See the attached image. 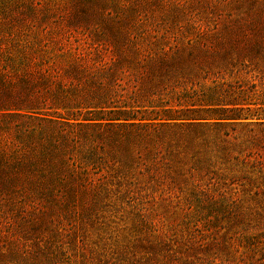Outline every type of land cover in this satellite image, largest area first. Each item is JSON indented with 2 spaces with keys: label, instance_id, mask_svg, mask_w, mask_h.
I'll use <instances>...</instances> for the list:
<instances>
[{
  "label": "trees",
  "instance_id": "16d2710c",
  "mask_svg": "<svg viewBox=\"0 0 264 264\" xmlns=\"http://www.w3.org/2000/svg\"><path fill=\"white\" fill-rule=\"evenodd\" d=\"M73 2L86 31L116 37L95 44L102 55L49 41L47 28L33 42L0 45V201L34 211L31 231L60 224V206L85 202L225 200L235 189L234 179L220 185L218 168L227 164L264 184V146L257 141L264 118L250 114L264 109V88L254 90L260 72L244 71L246 60L199 62L179 57L176 47L156 52L138 45V28L151 27L158 10L188 0ZM218 4L212 0L211 7ZM190 65L197 71L187 73ZM229 126L247 131L230 134ZM5 227L0 223V240Z\"/></svg>",
  "mask_w": 264,
  "mask_h": 264
},
{
  "label": "rangeland",
  "instance_id": "374dc122",
  "mask_svg": "<svg viewBox=\"0 0 264 264\" xmlns=\"http://www.w3.org/2000/svg\"><path fill=\"white\" fill-rule=\"evenodd\" d=\"M254 1L219 0L211 7L212 0H188L182 8L158 10L153 25L141 26L134 34L140 37L139 46L156 52L176 47L181 58L214 64L246 60L250 67L244 71L257 70L263 77L255 81L254 90L260 91L264 9L258 6H264V0ZM81 20L73 0H0V45L33 42L36 32L47 28L52 32L49 41L96 58L104 50H96L95 44L101 39L114 42L116 37L109 31L106 39L96 36ZM57 28L70 32L60 37ZM186 69L197 71L191 65ZM250 114L264 118V109ZM224 131L241 135L247 129L237 127L233 133L229 126ZM257 131V141L264 146V126ZM218 169L220 185L229 186L234 179L232 192L237 196L225 192V200H209L203 195L202 201L155 196L130 203L114 198L96 205L60 206L64 220L38 232L30 230L35 212L28 206L22 205L26 212L21 213L20 206L0 201V223L6 226L0 264H264V195H256L259 187L264 190L262 178L230 164Z\"/></svg>",
  "mask_w": 264,
  "mask_h": 264
}]
</instances>
